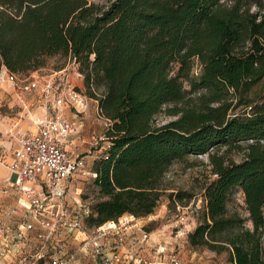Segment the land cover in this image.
I'll use <instances>...</instances> for the list:
<instances>
[{"label": "trees", "instance_id": "16d2710c", "mask_svg": "<svg viewBox=\"0 0 264 264\" xmlns=\"http://www.w3.org/2000/svg\"><path fill=\"white\" fill-rule=\"evenodd\" d=\"M58 56L75 61L109 123L86 226L153 214L170 167L207 155L214 178L188 246L264 264V91L252 95L264 81V0H0V70L27 76ZM161 114L171 119L158 124ZM238 193L246 218L228 212Z\"/></svg>", "mask_w": 264, "mask_h": 264}, {"label": "built area", "instance_id": "2783aa9c", "mask_svg": "<svg viewBox=\"0 0 264 264\" xmlns=\"http://www.w3.org/2000/svg\"><path fill=\"white\" fill-rule=\"evenodd\" d=\"M77 69L69 59L67 65L46 77L32 75L19 84L14 82L16 74L4 67L0 70V87L11 88L21 112L37 108L43 112L31 120L34 130L17 132L16 147L0 155V166L7 173L0 180V193L12 198L10 205L0 206V264H84L87 260L89 264H147L123 252L133 228L139 232L137 250L152 242L154 260L181 264L168 243L155 241L151 232L130 226L132 216L118 223L86 226L90 209L75 193L76 180L96 175L86 170L85 155L66 148L69 138L81 129L89 108L87 97L71 81V75L81 76ZM66 111L75 118L66 116ZM105 140V136L91 137L89 144L97 147ZM191 205L176 204L180 215L172 226L173 237L185 238L193 230L186 212H180Z\"/></svg>", "mask_w": 264, "mask_h": 264}, {"label": "rangeland", "instance_id": "374dc122", "mask_svg": "<svg viewBox=\"0 0 264 264\" xmlns=\"http://www.w3.org/2000/svg\"><path fill=\"white\" fill-rule=\"evenodd\" d=\"M89 3H94L97 5H107L109 0H87ZM222 2H225L226 0H221ZM68 59H65L63 57H54L51 59H48L46 66L40 70H38L36 73H30L27 76L24 75H15L14 76V82L19 84L20 82L26 81V79H30L32 75L39 76V77H46L50 74L51 71H54L58 69L60 66H65L68 64ZM78 71V69H77ZM200 72V66L198 65L197 61H194L193 63V69L192 73L194 76L198 75ZM79 73V72H78ZM78 78L76 75H71V81L73 84L76 85V80ZM187 90H189V87H185ZM79 90L85 95V90L83 87H80ZM264 91V81L259 83L257 85L252 95L254 97H257L258 94H261ZM199 93L193 95L192 97H197ZM86 96V95H85ZM87 97V96H86ZM88 98V97H87ZM90 103V101L88 102ZM90 106V105H89ZM89 109V108H88ZM241 108L237 110L239 112ZM20 108L17 104V102L14 100L12 95V90L7 85L2 84L0 87V145H2V154H8L9 153V134L7 135L5 132L8 128V125L10 123H15V118H17L18 113H20ZM86 114V113H85ZM83 115V121L84 128L82 130L80 129L79 132L72 135L71 139H79L80 141L83 139L85 141L84 144H80L78 146H86L89 145L91 137H102L104 136V131L108 126V121L104 120L103 117H101L95 112L90 113V117H86V115ZM171 118H169L165 114H161L157 117L156 122L158 124H163L166 121H169ZM13 120V121H12ZM86 121L88 122V125H86ZM69 138V140H70ZM109 143L107 139L103 142H100L99 145L96 147V151H100L98 154L95 155V159L101 157L106 152L107 144ZM11 147V146H10ZM67 147L73 148V146H70V141L67 144ZM104 147V148H102ZM11 151V150H10ZM72 153V151H70ZM76 153V151H73ZM82 155H85L83 153ZM91 155V154H90ZM230 158L234 160L235 162H239L242 160L243 156L242 153H235L232 152L230 155ZM92 160L89 158H86V170L91 171L92 168ZM214 178V175L211 173V167L209 165L208 156L202 155V156H191L188 157L184 162L182 163H174L170 169L168 170L167 174L165 175L164 180L162 181L163 192L161 194L159 204L157 208L155 209L154 213L144 217L143 219H135L130 222V226L136 225V227H139V229H142L147 232H151L155 234V232L163 230V233L168 235H153V237H156L158 240L163 241L165 243H168L170 248H173L177 254L180 252V242L185 241V238H175L173 237L172 233V226L174 224V221L176 220V216L180 215L177 211L176 207L170 204L169 195L171 193L180 192L184 194V197L186 198L188 195L192 196V205L188 210H180V212H186V216L188 217V221L190 223V227L196 226L203 216V201H202V186L205 184L206 181L212 180ZM76 192L80 199L85 201L88 205H93L96 201H98V195L97 190L92 185L91 179L89 176H82L81 179L79 178L76 180ZM200 200V202H199ZM228 212L229 214L237 213L242 218L247 217V213L245 211V206L243 203L242 195L235 194L233 196L232 202L228 205ZM264 213V210H263ZM130 215H124L119 219H122L123 217H129ZM119 219L117 223L119 222ZM139 220V224L138 221ZM246 226L251 228V225L249 222H246ZM136 233H139L136 228H133ZM193 229V228H192ZM133 231V230H132ZM164 237H170L173 238L172 244L169 242H166L165 240H162L161 238ZM181 243V244H182ZM183 248L186 251V256L190 258L192 254H195V259H200V263H206V264H231L228 259L226 253H221L219 255L209 252L205 249H195L192 250L188 244L184 243ZM262 249H263V255H264V227L262 230ZM165 261V260H162ZM166 262V261H165ZM164 262V263H165ZM181 262V261H180ZM84 264H89V261H84Z\"/></svg>", "mask_w": 264, "mask_h": 264}, {"label": "crops", "instance_id": "0c3cea01", "mask_svg": "<svg viewBox=\"0 0 264 264\" xmlns=\"http://www.w3.org/2000/svg\"><path fill=\"white\" fill-rule=\"evenodd\" d=\"M36 72L37 71H35L33 73H36ZM77 78H78L76 80L77 87L78 88L83 87L82 76L77 77ZM87 99H88V102L90 101V103H88L90 106H89L88 111L85 114L86 117H84L86 119H87V117H90V113L95 112L96 114H98L97 101L93 100V99H89V98H87ZM42 114H43V112H42V109H40V108L34 109L31 112H20V113H18L17 118L13 119V120H15V123L12 122L8 125V127H6L8 129L6 130L5 133L7 135L9 134V139H10L9 152H10V150H13L16 147V133L19 131H25V130L33 131L34 125L32 124L31 120L32 119L34 120L37 117L42 116ZM65 114H66V116H68L71 119L75 118L74 114L71 113L70 111H66ZM82 119H83V117H82ZM81 125H82V127H81V130H82V128H84L83 121H82ZM86 125H88L87 121H86ZM69 141H70V146H73V148L70 147V150H69V147H66L68 151H72V153H74L73 151L75 150L76 151L75 154L85 153L86 158H89L92 160L91 163H93V161L96 160L95 155L100 152V151H96V147H92L90 144L86 145V146L85 145L84 146H78L80 144L79 139H71L70 138ZM82 141H84V140L82 139ZM105 144H107V147H108L109 143L107 142ZM1 146L2 145H0V153L3 152ZM102 148H104V147H102ZM2 155H5V154H2ZM6 175H7L6 170L2 166H0V180L2 178H4ZM11 203H12L11 197H3L0 193V206L1 205L8 206ZM136 221H138V224L140 223L139 220H136ZM192 228L194 229L195 226L193 225ZM153 235H168V233L165 234V233H163V230H160V231L155 232V234H153ZM138 236H139V233H136V231L129 234V236L126 239V248H125V250H123V252H126V253L131 254L133 256H136V257H139V258L145 260L147 262V264H165L164 263L165 261L154 260L152 253H153V250L155 249V245L152 242H149L146 246H143L139 250L136 249V238H138ZM152 239L155 241L157 240V238L153 237V236H152ZM161 239L165 240L166 242H169L170 244H172V242L174 240L173 238H170V237H164ZM181 243H182V241L180 242V245H179L180 252L178 254L179 259L181 261V264H206V263H200V259L196 260L195 254H192V256L190 258H188L186 256V251L183 248L184 247L183 244L187 243V238L185 239V241H183L182 244Z\"/></svg>", "mask_w": 264, "mask_h": 264}]
</instances>
